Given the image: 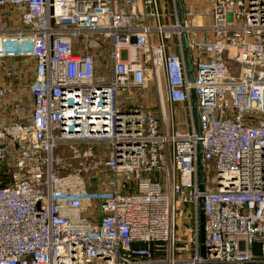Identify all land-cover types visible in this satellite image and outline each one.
Instances as JSON below:
<instances>
[{"label": "built area", "instance_id": "built-area-1", "mask_svg": "<svg viewBox=\"0 0 264 264\" xmlns=\"http://www.w3.org/2000/svg\"><path fill=\"white\" fill-rule=\"evenodd\" d=\"M210 1L193 26L158 0H0V264H264V0ZM149 81L156 110L118 101ZM200 198L205 240L177 258Z\"/></svg>", "mask_w": 264, "mask_h": 264}, {"label": "rangeland", "instance_id": "rangeland-1", "mask_svg": "<svg viewBox=\"0 0 264 264\" xmlns=\"http://www.w3.org/2000/svg\"><path fill=\"white\" fill-rule=\"evenodd\" d=\"M182 8H183V16L187 20H191V24L193 26H208L210 24V7H211V1L210 0H180ZM177 10L178 12V6H177V0H159V12L161 16H163L164 20L169 21L168 23L173 22L172 18V12L173 10ZM175 39H172V41ZM107 48V47H106ZM107 54V50H104L102 52V56L105 57ZM225 58V56H224ZM230 66V65H229ZM157 86L154 84V82L149 81L147 88L140 90V91H130L127 93L124 92L122 95L118 97V101H127L126 99L133 100L138 102L140 105H142L144 108L147 106L150 109H155V106L157 105ZM160 89L162 94H164V84L163 81H160ZM193 97H195V94H193ZM174 114V123L176 129L181 134L188 133L189 130V117L186 114V110L182 108L181 105L177 104L175 105L173 109ZM81 149V148H80ZM79 150V149H78ZM72 148H70V145L67 146H61L57 149L55 153V157L57 159L69 160L72 155ZM60 162L58 163V166L60 167ZM9 173H16V171L10 170ZM67 173L62 170V175L65 176ZM215 177L216 172L213 168V166L209 163H206L204 166V184L200 186V189L209 188V189H215L216 183H215ZM13 180L8 179L6 177H3L0 175V186H6L10 184ZM69 183V181H67ZM83 191H86L87 195H91L90 191L87 186L85 185H79ZM163 191H166V185H165V179L163 183ZM92 188V187H91ZM90 197V196H89ZM179 214L175 217V235H176V242H175V248L177 253V258H188L190 257L193 247L195 245V241L199 239V223H198V215L193 217V214L191 212V218L187 217L185 213L188 212L189 207L181 206Z\"/></svg>", "mask_w": 264, "mask_h": 264}, {"label": "water", "instance_id": "water-1", "mask_svg": "<svg viewBox=\"0 0 264 264\" xmlns=\"http://www.w3.org/2000/svg\"><path fill=\"white\" fill-rule=\"evenodd\" d=\"M177 6H178L179 19L182 22L183 21V8H182L180 0H177ZM182 41H183V48H184V59H185V64H186L187 71H188V78L191 81L192 80L191 65H190L189 52H188V43H187V39H186L185 35H183ZM192 107H193V118H194L196 133L198 136H200L201 128H200V124H199L198 109H197L195 97H193V99H192ZM197 151H198L197 176H198L199 186H202L204 184V179H203V172L204 171H203V163H202V159H201V152H202L201 142H198ZM202 207H203V199L200 198L199 199L198 223H199V242L201 245L203 244V242L205 240L204 215H203ZM200 254H201V256L204 255L203 246H201V248H200Z\"/></svg>", "mask_w": 264, "mask_h": 264}, {"label": "crops", "instance_id": "crops-1", "mask_svg": "<svg viewBox=\"0 0 264 264\" xmlns=\"http://www.w3.org/2000/svg\"><path fill=\"white\" fill-rule=\"evenodd\" d=\"M158 2H159V0H158ZM163 17V16H162ZM163 21H164V23H166V21L164 20V18H163ZM211 21V20H210ZM169 21L167 20V24H170L171 23V21H170V23H168ZM171 52L172 53H176L177 51L176 50H171ZM33 69V67H30V70H32ZM26 80L25 79H23L22 80V82H25ZM5 82V79H4V77H3V74H2V70H1V66H0V86L3 84ZM182 106V108H184L185 109V107L183 106V105H181ZM175 107V106H174Z\"/></svg>", "mask_w": 264, "mask_h": 264}]
</instances>
